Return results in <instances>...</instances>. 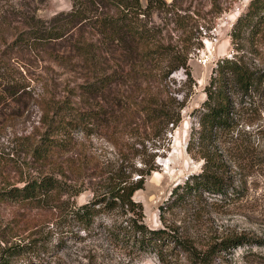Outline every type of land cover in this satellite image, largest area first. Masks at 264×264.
I'll return each mask as SVG.
<instances>
[{"label": "trees", "instance_id": "1", "mask_svg": "<svg viewBox=\"0 0 264 264\" xmlns=\"http://www.w3.org/2000/svg\"><path fill=\"white\" fill-rule=\"evenodd\" d=\"M70 1V9L49 19L12 5L1 14L0 24L17 23L14 38L4 40L7 49L34 47L50 68L75 79L41 105L46 131L33 152L39 161L49 159L54 173L27 179L22 186L6 178L0 185V204L55 199L63 192L76 195L91 181L93 198L66 206L59 226L67 229L61 235L78 237L74 228L88 235L98 221L111 241L138 254L153 253L161 264H177L168 256L179 255L187 264H220L219 252L252 240L229 234L210 237L198 248L192 236L174 225L147 226L143 205L134 199L146 177L157 170L159 153L169 149V134L181 121L194 84L188 64L193 17L182 14L188 9L185 0ZM171 23L181 31L175 40L167 30ZM263 33L264 0H249L231 30L237 53L216 62L204 87L206 97L191 112L196 126L191 127L186 150L202 161L201 170L173 187L168 209L198 200L204 192L229 195L232 175L224 155L232 149L241 152L239 125L254 101L264 98V50L251 48L256 62L248 60L244 41L252 47ZM175 72L184 77L172 78ZM15 86L0 79V102L18 92ZM95 134L115 148L113 159L91 151L76 137ZM34 251L29 244L5 240L0 244V264L19 257L26 258L20 263L25 264Z\"/></svg>", "mask_w": 264, "mask_h": 264}, {"label": "rangeland", "instance_id": "2", "mask_svg": "<svg viewBox=\"0 0 264 264\" xmlns=\"http://www.w3.org/2000/svg\"><path fill=\"white\" fill-rule=\"evenodd\" d=\"M248 2L185 0L184 5L188 9L182 14L193 17L189 22L193 38L188 47V64L194 84L181 111V121L169 134V149L159 153L157 170L148 175L143 188L134 193V199L143 205V221L147 226L174 225L181 234L192 236L198 248H203L210 237L229 234L252 240L219 252L220 257L216 261L220 264H264V98L254 101L245 112L247 119L245 117L239 125L242 129V139L238 141L239 145H243L241 152L232 149V154L224 155L232 175L229 195L204 192L198 200L173 209L167 208V199L176 184L201 170L202 161L193 158L186 150L191 127L196 126L191 112L205 99L204 87L216 62L237 53L231 30ZM11 5L49 19L59 11L70 9L71 1L0 0V18L3 10L11 9ZM217 8H221L220 13ZM154 20L160 22L155 15ZM16 25V22L0 24V79L15 82L17 86L12 88L18 91L0 102V185L8 178L11 185L22 186L27 179H39L55 171L49 165V159L39 161L33 152L46 131L40 120L41 105L43 99H49L50 95L59 96L64 84L68 80L72 84L75 78L57 67L50 68L49 61L43 59L34 47L7 49L4 40L9 42L14 38ZM173 26L169 24L167 30H172L169 35L175 40L181 31ZM247 43L244 41L243 50L248 60L251 58L256 62V56L249 51L251 48L264 50V33L254 46ZM171 77L179 80L184 75L175 72ZM76 137L102 157H115V148L103 136ZM90 182L76 195L63 192L55 199L1 203L0 244L7 240L8 243L31 245L35 249L34 255L29 253L32 259L25 264H161L153 253L138 254L111 241L98 221L88 235L75 228L73 232L78 237L61 235L67 228L59 225H62L69 205L83 204L93 198V184ZM160 206L164 208L161 210ZM6 227L12 232L5 233ZM168 258L177 264H187L182 255ZM25 260L19 257L11 264H20Z\"/></svg>", "mask_w": 264, "mask_h": 264}]
</instances>
